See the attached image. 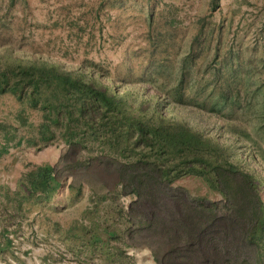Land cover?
Wrapping results in <instances>:
<instances>
[{"label": "rangeland", "instance_id": "374dc122", "mask_svg": "<svg viewBox=\"0 0 264 264\" xmlns=\"http://www.w3.org/2000/svg\"><path fill=\"white\" fill-rule=\"evenodd\" d=\"M192 39L181 89L204 109L160 107L231 145L264 201V0H0V68L54 64L137 102L163 101L154 94L175 87ZM41 122L25 98L0 94V264H157L126 237L132 197L99 184L114 172L90 158L107 146L73 152L56 126L42 137ZM43 165L57 169L59 185L28 193ZM173 184L222 199L195 175Z\"/></svg>", "mask_w": 264, "mask_h": 264}, {"label": "trees", "instance_id": "16d2710c", "mask_svg": "<svg viewBox=\"0 0 264 264\" xmlns=\"http://www.w3.org/2000/svg\"><path fill=\"white\" fill-rule=\"evenodd\" d=\"M191 62L193 39L175 87L154 94L160 102L152 103V97L137 102L128 91L118 94L45 62L0 68V94L25 98L43 112L42 137L56 126L73 152L87 143L107 146L90 158L114 172L111 184H99L132 197L124 214L126 237L146 244L157 264H264V201L253 175L234 160L231 145L160 107L178 102L204 109L182 93ZM228 95L214 99L210 111H218L215 105ZM191 111L186 113L196 117ZM184 175L200 177L222 199L189 195L173 184ZM36 176L28 193L59 185L51 165L39 167Z\"/></svg>", "mask_w": 264, "mask_h": 264}]
</instances>
